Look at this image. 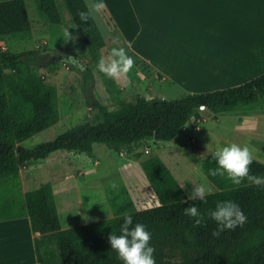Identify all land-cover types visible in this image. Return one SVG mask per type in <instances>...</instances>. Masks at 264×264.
Wrapping results in <instances>:
<instances>
[{
    "label": "trees",
    "instance_id": "16d2710c",
    "mask_svg": "<svg viewBox=\"0 0 264 264\" xmlns=\"http://www.w3.org/2000/svg\"><path fill=\"white\" fill-rule=\"evenodd\" d=\"M81 38L93 56L106 46V40L94 18L82 23L77 13L87 11L86 0H63ZM40 17L55 25L62 22L56 0H35ZM32 26L26 0L0 1V34L29 31ZM36 50L5 51L0 45V221L29 216L34 232L39 264H123L110 248L111 232L119 234L125 215L134 224L143 223L152 233L156 264H264V188L248 184L234 186L225 176L208 175L215 168L211 153L202 159L200 169L217 188L205 201H191L158 155L142 162L148 182L160 201L157 206L63 228L51 182L17 197L20 172L28 162L43 160L57 151L94 157V145L104 144L120 152L143 141H170L188 123L199 124L201 112L214 114L247 105L264 97V73L243 84L207 93H190L179 98H147L136 95L121 101L117 108L96 103L92 121L76 125L55 140L26 147L21 141L44 130L58 120L55 89L44 83L37 68ZM202 107H204L202 109ZM264 152V146L262 148ZM213 153V152H212ZM250 174L264 176V163L253 159ZM10 179L12 184H3ZM232 200L239 204L247 220L234 230L219 236L215 221L207 212L216 203ZM184 201V203H183ZM195 205L205 216L202 225L184 215V208ZM114 209L121 213L123 209Z\"/></svg>",
    "mask_w": 264,
    "mask_h": 264
},
{
    "label": "rangeland",
    "instance_id": "374dc122",
    "mask_svg": "<svg viewBox=\"0 0 264 264\" xmlns=\"http://www.w3.org/2000/svg\"><path fill=\"white\" fill-rule=\"evenodd\" d=\"M56 2L62 14L61 24L55 25L43 20L35 0H26L32 21L31 29L0 34V45L5 51L36 50L38 58L31 64L37 68L44 83L55 89L59 113L57 122L24 139L21 145L34 147L55 140L76 125L92 121L96 103L115 109L121 101H132L138 94L147 98L167 99L182 96L174 92L176 90L170 88L160 74L141 60L137 44L128 47L129 41L135 39L137 34V23L127 25L126 32L117 28L116 38H113L96 14L106 46L93 56L83 42L64 1ZM65 28H70L74 40L65 42L61 37ZM114 48L123 49L133 59L132 69L116 79L108 78L96 67L99 59L102 56L107 59ZM201 114L203 119L198 124L199 128L190 122L170 141L146 140L139 146L124 148L120 152L112 151L104 144H95L93 158L84 153L57 151L46 159L28 162L20 172L21 182L16 186L15 195L23 197L25 192L51 182L64 228L120 215L114 213V209L123 208V203L127 202H123L122 198L129 195V192L135 195L137 208L153 207L157 205V197L142 167V162L153 155L163 159L187 196L204 178L214 192L217 188L200 169L202 159L215 151V143L211 139L214 136L209 131L214 130L229 139L226 131L232 129L235 120H219L217 114L210 111H202ZM259 146L256 143L249 147L251 150L254 148V157L264 162V152ZM3 184H12V181L6 179ZM113 184L116 188L112 187ZM123 210H129V207Z\"/></svg>",
    "mask_w": 264,
    "mask_h": 264
},
{
    "label": "crops",
    "instance_id": "0c3cea01",
    "mask_svg": "<svg viewBox=\"0 0 264 264\" xmlns=\"http://www.w3.org/2000/svg\"><path fill=\"white\" fill-rule=\"evenodd\" d=\"M86 2L90 6L94 0ZM105 3V10L97 15L106 31L116 38L117 28L126 32L127 25L137 23V34L128 47L137 44L141 60L177 94L230 88L264 73V0H105ZM94 18L99 27L96 15ZM217 116L226 122L235 120V124L226 131V137H232L230 140L209 131L214 136L211 138L214 150L236 143L246 146L253 159L262 162L254 157V148L251 150L249 146L259 143L261 150L264 146V97ZM122 201L127 202L123 204L129 210L120 215L143 209L137 208L138 201L131 192ZM158 202L156 198L157 205ZM25 217L0 221V264H39L35 239L40 233L33 231L29 216Z\"/></svg>",
    "mask_w": 264,
    "mask_h": 264
},
{
    "label": "clouds",
    "instance_id": "9594fccd",
    "mask_svg": "<svg viewBox=\"0 0 264 264\" xmlns=\"http://www.w3.org/2000/svg\"><path fill=\"white\" fill-rule=\"evenodd\" d=\"M105 0H94L87 11L77 13L79 20L85 23L94 15L101 14L106 8ZM65 28L61 37L65 42L75 37ZM99 72L108 78L116 79L121 74L128 73L133 67V59L127 56L120 48L112 49L110 56L106 59L103 56L97 63ZM211 159L215 161L216 167L208 170V175L225 176L234 186H240L246 180L248 184L264 188V176L250 174L249 166L253 162V156L246 146L236 143L218 147L211 153ZM116 188V185H112ZM213 189L207 183L206 178L199 185H195L187 197L191 201H205L207 195H211ZM184 203V201H183ZM184 215L193 218L195 225H202L205 216L194 204L184 208ZM207 218L215 221L218 230L213 231L214 236H219L225 229L234 230L243 226L247 220L245 213L239 204L232 200H224L216 203L214 209L207 212ZM152 233L143 223H135L132 215H125L120 225L119 234L111 232L108 240L110 248L118 254L123 264H156L154 253L155 247L150 243Z\"/></svg>",
    "mask_w": 264,
    "mask_h": 264
},
{
    "label": "water",
    "instance_id": "95a60500",
    "mask_svg": "<svg viewBox=\"0 0 264 264\" xmlns=\"http://www.w3.org/2000/svg\"><path fill=\"white\" fill-rule=\"evenodd\" d=\"M204 107H202V109H203Z\"/></svg>",
    "mask_w": 264,
    "mask_h": 264
}]
</instances>
